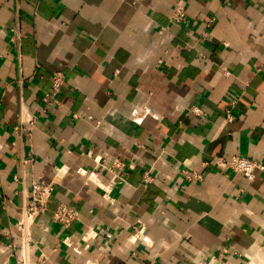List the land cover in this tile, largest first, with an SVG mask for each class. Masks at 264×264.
I'll use <instances>...</instances> for the list:
<instances>
[{
  "label": "crops",
  "instance_id": "1",
  "mask_svg": "<svg viewBox=\"0 0 264 264\" xmlns=\"http://www.w3.org/2000/svg\"><path fill=\"white\" fill-rule=\"evenodd\" d=\"M263 32L264 0H0V264L22 259L36 178L54 188L28 264H264V170L206 164L264 163ZM60 202L80 211L71 228L52 221Z\"/></svg>",
  "mask_w": 264,
  "mask_h": 264
},
{
  "label": "built area",
  "instance_id": "2",
  "mask_svg": "<svg viewBox=\"0 0 264 264\" xmlns=\"http://www.w3.org/2000/svg\"><path fill=\"white\" fill-rule=\"evenodd\" d=\"M186 18L187 15L185 4H183L182 2H178L174 9L172 20L174 22H184ZM21 36V32L16 28L15 36L12 38V41H14V38L19 39V37ZM262 39L264 40V32L262 35ZM65 82L66 75L63 71L53 72L52 91L43 97L44 113L49 109L50 106L60 104L57 95L61 92ZM233 118L234 117L231 114H227L228 121H233ZM136 119L138 120L139 118ZM37 121L38 117L35 114H26L24 112L19 116L18 122L15 125L14 129L17 131H24L26 133V136L28 137V140H31L32 131ZM33 161L34 158L31 157L27 160H24V163H32ZM206 164L215 166L221 170L230 169L235 173H242L249 179H253L257 171L264 170V163L260 162L259 160L242 155H235L230 159L219 157L206 162ZM101 165L109 170H112L115 168H120L122 166V162L118 160L112 163L101 162ZM183 172L186 179L190 182H199L204 179V176L201 173L187 170H184ZM152 181L153 177L149 174V172L144 173L145 184L151 183ZM53 188V183L43 178H36L31 181V190L28 199L22 206L20 217L16 223V227L20 237L19 250L22 256V259L18 260V264H28L30 250L36 243L33 237V226L36 222V219L47 210L49 200L52 196ZM79 218L80 211L66 202H60L52 214V221L60 224L64 228H71L73 223ZM95 230L96 229H92V231L88 235H84L83 240L88 242L89 239L95 238L97 236V232ZM63 243L68 247H72L74 244L72 240L69 239V237H65L63 239ZM11 247L14 248L15 245L11 244ZM84 248H88V244H85ZM47 259L48 258L46 254L41 253L37 259V264H44Z\"/></svg>",
  "mask_w": 264,
  "mask_h": 264
}]
</instances>
